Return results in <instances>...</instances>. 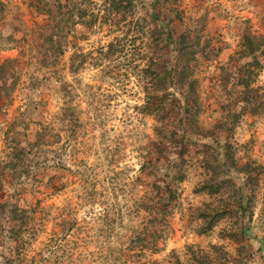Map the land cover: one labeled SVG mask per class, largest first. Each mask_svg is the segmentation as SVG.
I'll use <instances>...</instances> for the list:
<instances>
[{"label": "rangeland", "instance_id": "obj_1", "mask_svg": "<svg viewBox=\"0 0 264 264\" xmlns=\"http://www.w3.org/2000/svg\"><path fill=\"white\" fill-rule=\"evenodd\" d=\"M121 6L0 0V264H264V0Z\"/></svg>", "mask_w": 264, "mask_h": 264}, {"label": "trees", "instance_id": "obj_2", "mask_svg": "<svg viewBox=\"0 0 264 264\" xmlns=\"http://www.w3.org/2000/svg\"><path fill=\"white\" fill-rule=\"evenodd\" d=\"M124 1H126V2H128V3H131V0H112V6L116 9V10H119V8H121L122 6V4H124ZM121 6V7H120ZM56 28H57V30H56V33H58V34H61V35H65L66 34V31H65V27H59V25H56L55 26ZM167 40H168V42H171V34H170V32L169 33H167ZM246 40H247V45H246V47H247V49H249V50H251L252 51V49H253V47H254V45H253V42H252V40L250 39V38H246ZM154 43H158V39H154ZM252 48V49H251ZM260 48V46H257V48L255 49V53L257 52V50ZM177 49V48H176ZM60 53L62 52V49L59 51ZM254 52L252 53V54H254ZM63 53V52H62ZM61 53V54H62ZM177 54L179 55V56H181L182 55V53H181V50L179 49V50H177ZM177 55V56H178ZM5 67H6V64L5 63H3L2 65H0V73H2L3 72V70L5 69ZM175 72H176V74L174 75V76H176V80H175V82H176V84L177 85H182L183 86V84L185 83V81H186V78H184V77H181V76H178L177 74H179V72H180V70L178 71V73H177V67H175V70H174ZM192 80L191 81H189L188 82V85H191L192 84ZM17 210V209H16ZM18 212V217H15V216H13V218L14 219H18L19 218V220H22L21 222L22 223H25L26 221L24 220L23 221V219H25V218H27L26 217V215H25V212L24 211H17ZM19 233H20V229L18 228V231L16 232V240H18V244H16V258L18 259V260H20V262H25L26 261V256L24 255V253H23V246H24V241H23V238L19 235ZM19 235V236H18ZM19 244H20V246H19ZM15 260H14V258L13 259H8V261L6 262V264H11V262H14Z\"/></svg>", "mask_w": 264, "mask_h": 264}]
</instances>
